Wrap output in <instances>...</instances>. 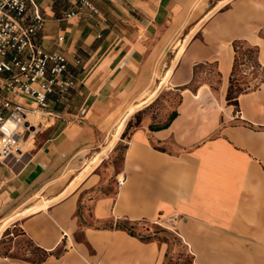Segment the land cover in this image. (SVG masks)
<instances>
[{
	"label": "crops",
	"instance_id": "0c3cea01",
	"mask_svg": "<svg viewBox=\"0 0 264 264\" xmlns=\"http://www.w3.org/2000/svg\"><path fill=\"white\" fill-rule=\"evenodd\" d=\"M36 1L45 20L37 39L65 56L72 86L48 94L40 131L49 136L0 161V216L44 191L82 152L98 151L155 72H165L182 43L184 50L156 97L127 119L110 150L122 146L119 161L104 156L74 192L18 218L16 227L47 254L30 264H163L164 246L129 229L170 217L181 222L176 233L192 244L194 264H226L233 247L264 255V79L239 94L236 112L225 104L229 118L216 107L226 102L235 40L255 46L264 67V0H228L195 31L215 6L193 18V4L215 0H88L92 8ZM211 64L218 89H190L197 70ZM172 90L181 95L170 108L177 114L159 122L154 104Z\"/></svg>",
	"mask_w": 264,
	"mask_h": 264
},
{
	"label": "rangeland",
	"instance_id": "374dc122",
	"mask_svg": "<svg viewBox=\"0 0 264 264\" xmlns=\"http://www.w3.org/2000/svg\"><path fill=\"white\" fill-rule=\"evenodd\" d=\"M226 1L228 0H215L213 4H207L206 1H197L193 4L192 16L193 18L199 16V13L203 10L206 5H208V9H211V7L215 6L211 11H209L210 13L208 12L210 15ZM206 18L203 17L199 21L201 23L197 24L192 29L197 30L201 26L202 21H204ZM193 25L194 22L192 26ZM192 29L187 33V35L192 31ZM193 33H191L190 36ZM181 38H183V34H179V36L175 38L174 41H180ZM235 45V55L237 56V63L234 72L232 89L233 92L237 91V89L239 88L243 89L244 91H250L258 87L259 83L264 79V67L261 66L256 60L257 50L255 46L247 43L245 40H235L233 46ZM157 77H161V75L158 74V70L155 72V78L151 80L150 86L147 90L153 89L156 82L158 81ZM203 83H207L211 87V89H218L219 77L217 75L216 69L213 67L212 64L210 66H201L197 70V76L193 80L190 89H195L197 85H201ZM158 87L160 88V86ZM180 98L181 95L177 90H172L161 94L159 99L154 104V107L159 109L157 119L159 122L165 123L168 120L169 115L171 114L170 108L176 106L177 103L180 101ZM216 100L218 101L217 98ZM226 103L227 101L225 102L222 99L221 102H218L216 104V107L217 110H220L221 113L226 116V118H229V115H227L225 111ZM202 108L203 107H200L199 110L202 111ZM233 108L235 112L238 110V108L234 106ZM37 111L39 112L31 114L29 113V115L27 116L30 125L32 126L29 129H25L24 131L22 139L27 142L23 143L22 140H20L18 144V147L22 148L23 150L32 146L34 141H37V143H39L49 136V132L40 131L42 130V127L46 126L47 122L45 116L41 114L43 110L38 109ZM234 111L233 113H235ZM113 128L114 127L111 128V133L108 139L106 140L105 144H103V146L99 148L98 151H96V149L87 152H82L81 155L86 154L87 156H82V160H79L80 162H78V164H74L71 166L68 165L64 167L61 174H59L55 179L50 178L49 180H46L45 184L42 185L44 191L39 190L33 196L24 198L23 203L17 206V208L15 207L12 210H9L7 214L0 216L1 225L2 222L6 220L9 216L18 214L19 212L23 213L21 216L9 221L0 235V264H30L33 263V261H36L37 259H42V257L44 256L42 250L37 248L34 243H32L25 235H23L19 227H16L18 218H21L23 215H26L28 213H32L39 209L47 207L49 203L46 204L47 201L44 199H49L53 197L54 200L52 202H56L74 192L77 187H79V184L85 178V176L101 162L104 156H110L111 154H113L112 156L114 157V161L118 162L121 156L122 146L119 145L115 149V154L110 152L115 143L109 150L105 148L107 141L110 142L111 134H117L115 130L113 131ZM121 132L116 135L117 139L115 140V142L119 139ZM93 156H95L96 159L91 160ZM86 164L91 168L88 171L83 172L81 176L77 178L78 174H80L79 172L85 170L84 167L86 166ZM109 184H111V180L105 183V185H101L100 188L104 189V187H106L103 190L105 192L112 191L113 187ZM175 224L176 223L171 226L170 223L167 222L165 223L167 227H162L156 224H150L149 222H140L136 225L134 229L131 228L129 230L132 231L134 234L142 237L143 239H154L157 243L162 244L166 249L165 251L167 255L170 258L177 259L181 255H183L187 256L188 258H191L193 263H195V256L191 253L190 250L192 244L188 242L187 239H182L181 236L178 235L182 233L178 228L181 227V222H178L177 225ZM191 229L195 230L197 234H204V230H202L201 227H198L196 225H192ZM235 250H239L238 247L237 249L233 247V254L226 255V264H264V255L262 254H244L242 252L239 253ZM60 251L61 249L57 250L56 252Z\"/></svg>",
	"mask_w": 264,
	"mask_h": 264
},
{
	"label": "built area",
	"instance_id": "2783aa9c",
	"mask_svg": "<svg viewBox=\"0 0 264 264\" xmlns=\"http://www.w3.org/2000/svg\"><path fill=\"white\" fill-rule=\"evenodd\" d=\"M77 1L92 8L88 0ZM44 21L36 0H0V161L20 156L28 114L45 108L49 93L64 94L72 86L65 56L46 51L37 39ZM175 219H168L171 226ZM153 223L167 227L161 220Z\"/></svg>",
	"mask_w": 264,
	"mask_h": 264
},
{
	"label": "bare ground",
	"instance_id": "6f19581e",
	"mask_svg": "<svg viewBox=\"0 0 264 264\" xmlns=\"http://www.w3.org/2000/svg\"><path fill=\"white\" fill-rule=\"evenodd\" d=\"M209 13H210V12H209ZM209 13H207V14L204 16V18H206V17L209 15ZM183 50H184V43L180 44V45L177 47V50H176V52H175V54H174V57H173V59H172V61H171L170 66L165 70V72L163 71L164 73L161 75V77H160L159 80H158V83L155 84L154 88H153L152 90H149L148 92H145V91H144V93H142V94L140 95V97L138 98V101H137L136 103H134V104H131V105L126 109V111L123 113V115L119 118V120H118V121L116 122V124L114 125L113 131L115 130V132H117V134H119V133L121 132L123 126H124V123L127 121V119L129 118V116L132 115L133 113H135L139 108H141V107H143L144 105L150 103V102L156 97V95H157L158 92H159V89H160V88H161V87L167 82L168 77L170 76V73H171V71H172V67L174 66V64H175L176 60L179 58V56L182 54ZM158 74H159V73H158ZM158 86H160V88H159ZM38 112H39V111L35 110V112H33V113H38ZM30 114H31V113H30ZM28 115H29V114H28ZM35 117H37V116H35ZM27 120H29L28 117H27ZM117 134H114V133L111 134L110 142L107 141L106 146H105V148H106L107 150H109V149L113 146V144L115 143V140L117 139V136H116ZM94 159H96L95 156H93V157L91 158V160H94ZM19 160H20V159H19ZM84 168H85V170L79 172L80 174H78L77 178L80 177L81 174H82L83 172L88 171L91 167H89V166L86 164V166H85ZM48 203H49V202L47 201L46 204H48ZM36 206H37V205H36ZM39 207H40V206H39ZM41 208H42V207H41ZM22 214H23L22 212H19L18 214L11 215V216H9L6 220H4V221L2 222V224L0 225V235H1L2 231L5 229L6 224H7L9 221H11V220H13V219H15V218L21 216Z\"/></svg>",
	"mask_w": 264,
	"mask_h": 264
},
{
	"label": "trees",
	"instance_id": "16d2710c",
	"mask_svg": "<svg viewBox=\"0 0 264 264\" xmlns=\"http://www.w3.org/2000/svg\"><path fill=\"white\" fill-rule=\"evenodd\" d=\"M234 43V42H233ZM234 50L236 51V45L233 46ZM257 50V49H256ZM236 63H237V56L235 55L234 58V62H233V67H232V71L231 74L229 76V83H228V88H227V92H226V101L227 104L229 105H234V107H238V96L240 93L245 92L243 89L239 88L237 89V91L233 92V80H234V72H235V68H236ZM176 111H173L170 115L169 118L167 120V123L169 121H171L175 116H176ZM38 248V247H37ZM40 249V248H39ZM43 257L42 259H37L36 261H33V263L42 261L45 256L47 255L43 250ZM163 264H194L191 258H188L187 256H183L181 255L180 257H178L177 259H172L169 256H167V259L165 260V262Z\"/></svg>",
	"mask_w": 264,
	"mask_h": 264
}]
</instances>
